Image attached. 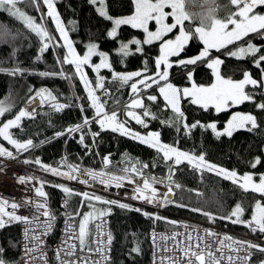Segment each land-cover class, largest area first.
Instances as JSON below:
<instances>
[{
	"label": "trees",
	"instance_id": "1",
	"mask_svg": "<svg viewBox=\"0 0 264 264\" xmlns=\"http://www.w3.org/2000/svg\"><path fill=\"white\" fill-rule=\"evenodd\" d=\"M55 4L60 19L70 31L75 49L79 54L84 53L88 43H96L100 48L110 53L113 68L103 70L106 74L104 89L97 90V93L103 95L107 92L102 99L107 102L106 111L109 114L115 110L121 120H128L127 126L133 131L139 132L141 135H147L148 132L153 131L159 132L163 143L174 145L183 151L195 152L196 154L204 153L206 160L234 170L239 174L264 172V111L256 106L259 103H264L263 87L247 86V92L254 96V100L245 101L221 112H217L214 107L204 109L192 104L188 99H182L180 102L181 110L184 112L188 124L199 121L200 125H205L206 122L213 120L221 126L225 124L232 111L241 110L250 112L257 118L258 128L254 131L239 129L233 132L231 137L224 135L217 138L211 129L204 127H197L192 129L189 134H185L182 124L178 126L162 124L160 121L169 120L172 110L165 108V102L163 97L159 95L156 85L143 90L145 105H150L152 112L158 117V119L147 118L148 127L145 128L124 116L125 105L132 98L130 88L132 81L127 85H121L119 81L113 79L112 70L131 72L146 68L147 74L153 75L156 71L154 61L159 55V42L142 44L143 50L137 52V45L132 44L131 41H143L145 39V33L142 29L133 28L131 25H121L117 37L111 38L107 33L112 26V21L101 17L96 11V7L89 0H55ZM19 5L38 21V17H36L37 15L30 4L21 0ZM107 6L112 17L129 15L134 12L132 0H107ZM214 6L218 19H224L236 10L230 5V0H215ZM202 10L200 0H193L191 4H186V11L191 14H199ZM262 10L264 7L256 9L258 12ZM51 23L59 39L53 21ZM199 24L198 19L186 21L185 28L186 30L194 29ZM0 33L5 34L3 38H0V67L14 68L18 66L24 70L22 75L17 76L0 73V101H7L12 105L11 112L0 117V122L12 119L20 109H24L26 103L29 102V89L33 90L32 95L40 89H48L58 98L60 103L71 105L56 112L46 104L45 107L37 110L34 118H25L22 121L21 129H12L15 138L18 140L32 139L37 145V147L23 153V161L25 159L34 161L39 158L43 164L61 167V161L64 160L68 164L98 169L106 166L104 158L107 157L110 161L107 164L108 168L117 169L123 156L129 154L139 156L146 161L150 170L155 168L162 173L166 172L168 168L163 167L166 163L155 149L120 133L110 130L101 131L100 126L95 123L88 126L90 131L85 130L87 134L83 143L80 142V133L56 137L57 132L82 123L84 116L91 120L95 114V110L89 107V102L86 99L87 93L82 82L78 76L73 75L74 66L67 64L76 93L81 98L79 104L75 103L70 84L61 76L39 75L41 72H57L60 67L52 48L43 54L40 53L39 38L26 28L23 21L11 16L8 11L0 9ZM246 42L257 44L262 49L260 54H264V35L257 34H250L249 37L244 38V41H237L226 49L211 50L210 56L212 58L218 57L223 61L220 66L223 76L240 79L244 72H249L254 79L261 80L263 78L261 68L256 67L251 56L237 59L228 54L241 46H246ZM122 43H128L131 47L132 51L127 56H122L116 51V49L119 50ZM202 46V42L198 38H194L189 42L181 57L196 54ZM62 52L65 55L66 49L62 48ZM38 56L40 59H37ZM87 71L92 75L90 81L95 86L96 77L91 67L87 66ZM186 72L187 69L174 65L169 72V82L175 86H191V82L186 77ZM193 79L198 85L207 86L214 79V75L207 64L203 63L196 66ZM147 91L148 95L146 94ZM149 94L157 95V101H148L147 96ZM80 104L84 105V112H81ZM177 127L180 128V131H177ZM92 132H99V135L93 138ZM0 144L15 151L2 138H0ZM257 158L259 163L252 167ZM29 164L35 168L43 169L35 163ZM155 164L156 167H154ZM61 170L68 171L67 167H61ZM39 180L44 182L43 191L47 193L57 220L64 213L63 198L69 201L71 212L74 214L78 226L83 214L88 213L87 211H93V207L87 202L82 203L83 197L81 195L74 194L67 197L61 188L54 185H65L71 188L74 193H83L86 192L85 190L46 175H39ZM174 180L181 185V188H174L173 202L166 204L161 210L87 191L99 195L103 199L116 200L119 203L129 205L128 208H120L118 204L109 206L102 202L92 201L95 209L107 211V216L110 218L113 234L112 264H152L150 230L154 227L175 225L177 215L198 221H213L203 215V212H208L217 217L213 222L241 229L244 224H234L219 217L228 216L232 209L240 204L245 209L242 218L248 220L251 218L256 202L264 203V195L253 191H243L232 181L218 176L214 172H204L203 174L194 172L187 164H182L177 168ZM180 205L184 206L181 207ZM193 208L202 211L194 212L191 210ZM135 209H140V211ZM145 212L149 215H144ZM93 221L88 226L90 234ZM0 247L6 249L5 258L7 260L13 264H18L15 262L19 256V227L17 224L6 226L0 230ZM136 248H139L138 252L133 251ZM261 260L264 261V254L257 252L253 255L252 262L254 264H258Z\"/></svg>",
	"mask_w": 264,
	"mask_h": 264
},
{
	"label": "snow or ice",
	"instance_id": "2",
	"mask_svg": "<svg viewBox=\"0 0 264 264\" xmlns=\"http://www.w3.org/2000/svg\"><path fill=\"white\" fill-rule=\"evenodd\" d=\"M21 0H0V9L6 10L13 17L24 22L27 29L35 33L40 41V53L43 54L49 48H66L67 52L62 58L57 59V63L63 65L74 66V76H78L82 82L84 89L87 93V101L89 107L95 110V116L90 120L87 116H84L82 123L66 128L64 131L57 132L56 137L65 135H71L72 133H80V142L83 143L86 138L88 126L92 123L98 124L101 131L110 130L112 132L120 133L123 136L131 137L140 143L147 145L148 147L155 149L157 153L161 154L163 161L168 164V188L161 198L160 193L154 187L157 181L155 177H148L144 175V169L148 168L147 164L132 165L130 168H125L122 171L124 175H112L107 172H95L92 170L81 169L78 165L68 164L66 161H61V167H67L68 171H62L61 167H53L51 165L43 164L39 158L34 161L25 159L23 163H35L43 168L44 171L50 172L56 176H64L69 180H77L79 183L88 184V179H81V176L91 178V180H99L100 184L105 187L115 185V187H122V182L128 180L130 183H135L132 178L133 175L140 176L143 180L141 186H137L135 189V199L145 200L147 203H158L164 206L173 201L170 199V194H173L174 188L179 189L181 185L174 180L177 168L182 164H187L194 172L203 174L204 172L212 173L221 176L227 180L232 181L243 191H253L264 195V175L260 176L259 182H254V178L251 174L239 175L236 171H228L227 169L218 167L215 164L209 163L204 153L196 154L195 152H188L180 150L174 145L165 144L160 139V133L153 131L148 132L147 135H141L139 132L133 131L128 127V120H121L117 111L113 110L109 114L106 111V101H101V97L98 96L97 90L104 89V78L97 76L95 86L88 80L84 67L90 65L91 58L94 55L100 57V62L95 65H91L93 71L99 73L102 68H111L109 63L108 54L104 52H97V45L95 43H89L87 45V51L80 55L76 52L73 42L70 40L68 31L64 27L63 22L60 19L59 13L55 7V0H24L25 3L30 4L32 7L39 10L41 6L46 8L44 16L50 18L54 25L55 30L59 35V39L54 37L43 23H37L36 18L27 15L17 5ZM89 2L96 7V11L101 17L106 20L112 21L113 27L108 31L107 35L111 38L117 37V30L121 25H131L133 28L142 29L145 33V39L143 41L133 40L132 44L137 45L136 51L141 52L143 49L142 44H153L159 42V56L155 59V73L153 75L147 74V69L144 72H132L127 74L113 73V79L119 81L121 85H127L130 81L132 99L125 105L124 116L134 120L137 124L148 127L146 120L151 117L152 119H158L151 110L145 105L143 99V90L152 88L156 85L159 91V95L163 97L165 102V108H170L174 113V117L170 120L160 121L166 125H180L182 124L185 134H189L192 129L197 127H204L205 129H211L212 133L217 137L227 135L231 137L233 132L239 129H245L247 131H254L258 128L257 118L252 114H234L224 127L223 131L217 129L215 123H209L207 125H200L197 121L192 124L186 122L185 114L181 110L180 102L182 99H188L192 104L198 105L204 109L214 107L217 112L224 111L234 105L241 104L245 101H253L254 96L247 92L245 89L247 86L264 87V79H254L249 72L243 73V78L240 80H234L232 78H225L221 74L220 66L223 61L220 58H212L210 56L211 50L215 49L220 51L226 49L229 45L235 44L237 41H244L245 37H249L250 34L264 35V14H258L256 9L258 7H264V0H230V5L236 10L231 12L224 19L216 18L215 0H200V6L203 9L199 14H191L186 11V4H191L193 0H132L134 5V12L132 15L124 18H113L108 13L107 0H89ZM170 9V11H166ZM169 18L172 19V23H168ZM198 19L200 24L193 28L186 30L185 22ZM154 22L156 26L155 31L149 29V24ZM231 26V27H230ZM179 34L175 35L173 39H168L167 36L177 30ZM5 34L0 33V38H3ZM194 38H198L202 42L203 48L198 55L188 58H181V54L185 51V48L189 45V42ZM119 53L122 56L129 55V44L122 43L119 47ZM262 49L256 45L246 42V47H239L236 51H231L228 54L237 59H243L245 56H251L253 62L257 68H261L264 73V54H260ZM37 59H40L38 56ZM206 63L207 67L212 70L215 77V81L208 86L198 85L194 79L193 74L195 68L199 64ZM180 66L187 69L186 77L191 82V87L179 88L169 82V69L173 66ZM24 70L20 67L3 68L0 67V73H6L11 76L22 75ZM41 76H55L59 75L65 79H68L63 70L57 72H41ZM32 89H29L30 95L28 101L40 99L41 106L48 104L54 111L59 112L67 107L69 104L60 103L58 98L52 94L48 89H40L31 93ZM107 94V92H105ZM77 99H81L77 97ZM157 95L147 96L148 101H157ZM257 108L264 111V103L256 105ZM81 112L85 111L84 105H79ZM137 109L140 111L138 112ZM12 105L7 101H0V117H4L6 113L11 112ZM35 115V109L31 112L27 109H20L12 119L0 122V138L6 141L15 150V154L9 148L0 144V157L8 159H17L19 155L28 152L30 149L37 147L32 139L24 141L15 138L12 129H21L22 121L25 118L32 119ZM177 131L180 128L177 127ZM92 137L95 138L99 135V132H92ZM105 165L110 162L107 157L104 158ZM259 163L257 158L252 167ZM35 179L34 177H19V183H29ZM59 187L66 194L67 197L72 195H81L83 197L82 203L87 202L93 207V211L84 213L83 218L79 222L78 232L69 235L64 244L67 248H62L57 251V258L61 260V264H76V262L68 261L61 258V251H64L67 256L75 255V245L68 244L69 240L78 239L81 249L87 246V238L89 236L88 226L93 220L102 218L108 214L105 210H97L92 201L102 202L106 205H116L120 208H128L129 205L125 203H119L116 200H106L94 193L83 192L74 193L73 190L65 185H54ZM44 182H40V187L34 189L36 195L42 198L40 201L26 200L24 205L34 206L36 209L35 215L31 218L28 216L17 215L15 210L21 207V204L12 202L11 204L7 200L0 199V230L4 229L6 225L11 223H22L26 227L24 229V239L26 241L34 242L32 247L25 244L24 251V264H31V259L35 257L31 256L36 252L43 241L42 235H47L52 231V225L55 221V216L47 206V193L43 191ZM67 205V199L65 200ZM6 206L10 207L12 211H6ZM183 207L184 205H180ZM140 211V209H135ZM194 212H201V209L193 208ZM245 209L237 204L226 217H219L220 219H227L234 224H244L252 232L264 233V203L257 201L252 212L251 218L244 220ZM79 215V213H76ZM44 216L47 219L43 222L40 221V216ZM148 216V213H144ZM203 215L210 220L215 221L217 217L211 213L203 212ZM159 219V217H156ZM42 227L43 233L36 234V228ZM71 225L66 227V232L71 231ZM99 228L100 226L97 225ZM207 236H215L216 233L207 232ZM174 239V237H172ZM111 234L108 235L107 241L111 243ZM155 239V237H154ZM205 238L197 234L195 237L191 233L185 236V241L180 242L183 247L178 245V248L182 252V256L176 259L170 258V264H222L223 261H227V264H250L253 250L264 254V247L259 244L251 243L248 241H234L231 237L224 236L219 241V246L213 250L212 246L204 242ZM227 242V243H226ZM102 241L97 240V244L100 245ZM15 247V245H12ZM225 249H227L231 255H225ZM102 257L103 261H107L106 247L98 246L94 249ZM89 251L93 249L89 248ZM138 252L139 248L133 249ZM244 252L243 256L240 252ZM6 249L0 247V264H13V262L5 258ZM219 253V255H217ZM30 258V259H28ZM43 259V256H41ZM82 264H88L87 261H83ZM93 264H101V261H94ZM260 264H264L261 261Z\"/></svg>",
	"mask_w": 264,
	"mask_h": 264
},
{
	"label": "built area",
	"instance_id": "3",
	"mask_svg": "<svg viewBox=\"0 0 264 264\" xmlns=\"http://www.w3.org/2000/svg\"><path fill=\"white\" fill-rule=\"evenodd\" d=\"M37 12L44 26L48 29L50 34L54 36L49 24L48 17L43 15V13H45L43 6H41V8L37 10ZM53 51L55 53L56 59L63 57L59 47L53 48ZM59 65L61 70H63V72L65 73V75L69 77L68 79L65 78L64 79L70 84V87L73 88L74 91V84L70 76V73L68 71L67 64H63V65L59 64ZM77 97L78 96L75 94L76 103L79 102V99H77ZM26 107L27 110L31 112L34 109V102L27 104ZM0 160H1L0 199L7 200L9 201L10 204L12 202L21 204L22 206L15 210L16 214L21 216H28L29 218H31L33 215L37 214L36 209L34 206L24 205L23 202L26 200L40 201L42 199L38 197L34 191L36 187H40V184L38 183V180L36 178V174L48 175V173L23 163L21 155H19L17 159H8V158L0 157ZM132 165H136L139 167L140 165L143 164L139 156H132L128 154L123 158V163L118 166L121 172L110 171L105 168L92 170V171L107 172L112 175H124V172L122 170L125 168H130ZM79 167L81 169L91 170L81 166ZM143 171L145 176L155 177L157 181H160L159 183H156L154 187L157 189L158 193H160L162 198L163 194L167 192V188H168L167 177L164 179L159 174L156 173L149 174L145 171V169ZM21 176L34 177L35 179L30 181L29 183L22 184L18 182V178ZM80 178L88 179L89 183L82 184L79 183L77 180H69L66 178H60V179L76 187L91 191H99L111 195L114 198L122 199L130 203L152 207L157 210L163 208V206H161L158 203L149 204L145 200L134 198V196L136 195L135 193L136 187L141 186L143 183V180L141 179L140 176H135V175L132 176V178L135 180V183H130L128 180L123 181L122 187H115L114 184L105 187L104 185L100 184L99 180L94 181L91 180V178L85 176H81ZM46 199H47V206L53 214L50 201L48 200L47 197ZM65 200L66 199H63L62 201L66 213L61 217L59 222H57L55 218L51 232H49L47 235L41 236L43 244L36 252L31 254V256L35 257V259H31V264H61V260L57 258V251L61 250L62 248L66 249L67 245L64 244V241L67 240L69 235L78 232L76 225L71 215L69 214V203L67 201V205H65ZM6 211H12V209L6 206ZM46 219H47L46 217L42 215L40 216L41 222H43ZM11 224H15V223H11ZM17 224H19V247H20L18 261L21 264H24V259L22 258L24 257L25 244H28L29 247H32V244L34 242L26 241L24 239V229L26 226L22 223H17ZM68 225L72 226L71 231L66 232V227ZM97 225H99L100 227L98 228ZM207 232L216 233V235L207 236L206 235ZM41 233H43V228L37 227L36 234L40 235ZM189 233H191L193 237H195L197 234L204 237L205 238L204 242L211 245L213 250H215V248L219 246V241L224 236L231 237L232 240L234 241H248L251 243L260 244L264 246V233L252 232L246 226L244 228L238 229L211 221H197L194 219L183 218L179 216L176 226L164 227V228L154 227L151 230L150 241L152 242L154 247L153 251L151 252L152 264H170V258L176 259L181 257L182 252L178 248V245H180V247H183V244H181L180 242L185 241V236ZM109 234H111L109 218L107 217L99 218L95 221L94 224L92 245L81 249V247L79 246L78 239L74 238L72 240H69L68 244L75 245V248L73 249L75 255L67 256L64 251H61V258L68 261L76 262V264H82L83 261H87L88 264H93L94 261H101V264H112L111 262L112 239L110 244L107 241V237ZM172 237H174V239ZM98 239L102 241L100 245L97 244ZM98 246L106 247L108 249L107 261H103L101 255L94 250ZM89 248L93 249V251H89ZM253 253H255V250H253ZM231 254L232 253H230L227 249H225V255H231ZM244 254L245 253L243 251L240 252L241 256H243ZM217 255H219V253H217ZM41 256H43V259L41 258ZM251 261H252V257H251ZM222 264H227V261L226 260L223 261Z\"/></svg>",
	"mask_w": 264,
	"mask_h": 264
},
{
	"label": "rangeland",
	"instance_id": "4",
	"mask_svg": "<svg viewBox=\"0 0 264 264\" xmlns=\"http://www.w3.org/2000/svg\"><path fill=\"white\" fill-rule=\"evenodd\" d=\"M17 7H19L23 12H25L27 15H29V16H32V17H34L33 15H31L30 13H28L24 8H22L19 4L17 5ZM55 7H56V4H55ZM44 8V7H43ZM33 10L36 12V10H35V8L33 7ZM57 10V9H56ZM166 11H170V9H166ZM258 14H264V10H262L261 12H258V11H256ZM109 13V12H108ZM133 14V13H132ZM132 14H129V15H124V16H116V17H113L114 19L115 18H124V17H127V16H130V15H132ZM110 15V14H109ZM52 22V21H51ZM168 23H172L173 21H172V19L171 18H169V20L167 21ZM38 23V22H37ZM39 23H41L40 21H39ZM63 25H64V27L66 28V26H65V24L63 23ZM114 25H113V23H112V26L110 27V29H109V31L111 30V28L113 27ZM231 27V26H230ZM67 29V28H66ZM149 29L151 30V31H155L156 30V26H155V24H154V22H151L150 24H149ZM52 30H53V32H54V28H53V24H52ZM67 31H68V35H69V38H70V40L73 42V46H74V48H75V45H74V41H73V39L71 38V34H70V31L67 29ZM118 32H119V29L117 30V34H118ZM179 34V32H178V29L177 30H174L173 31V33H170V34H168V36H167V38L168 39H173L174 37H175V35H178ZM57 37V36H56ZM89 44V43H88ZM87 44V45H88ZM96 44V43H95ZM252 44H254V45H256L257 47H258V45L257 44H255V43H252ZM98 47H97V52H104V53H106V54H108V59H109V63L112 65V67L111 68H102V69H100V71H99V73H97V72H95V71H93V69H92V67H91V65H95V64H98L99 62H100V57L98 56V55H94L92 58H91V61H90V65H86L85 67H84V72L86 73V75H87V78H88V80L90 81V76H92V75H90V73L87 71V66L88 67H91V69H92V71H93V73L95 74V77H96V79H97V76L99 75V76H102L103 78H105L106 77V74L103 72V70L104 69H112L113 68V63H112V59H111V56H110V53H109V51H107V50H104V49H102V48H100L99 47V45L98 44H96ZM241 47H246V46H241ZM202 48H203V46H202ZM202 48H201V50H202ZM66 49V48H65ZM76 50V49H75ZM200 50V51H201ZM237 50V49H236ZM236 50H234V51H236ZM87 51V48L85 49V51H84V53ZM116 51L117 52H119L118 51V49H116ZM131 47L129 46V53H131ZM199 51V52H200ZM66 52H67V49H66ZM76 52H77V50H76ZM199 52H197L196 54H193V55H190V56H184V57H181V58H188V57H193V56H196V55H198L199 54ZM61 53H62V51H61ZM78 53V52H77ZM84 53H82V54H80V55H83ZM79 54V53H78ZM55 55V54H54ZM159 56V55H158ZM157 56V57H158ZM222 60V59H221ZM59 66V65H58ZM60 67V66H59ZM60 70H61V68H60ZM139 72H144L145 70L143 69V70H138ZM70 72V71H69ZM122 73V74H127V73H132V72H137V71H131V72H126V71H121V72H117V71H115V70H112V76H113V73ZM169 72H170V69H169ZM149 75V74H148ZM263 78L262 79H264V73H263ZM225 77V76H224ZM225 78H231V77H225ZM243 78V77H242ZM242 78H240V79H242ZM232 79H234V80H240V79H235V78H232ZM215 81V78L212 80V82L211 83H213ZM91 82V81H90ZM210 83V84H211ZM209 84V85H210ZM175 86V85H174ZM208 86V85H207ZM177 87H179V88H183L182 86H177ZM185 87H191L190 85H185ZM247 88V87H246ZM264 88V87H263ZM73 89V88H72ZM71 89V90H72ZM147 90V89H146ZM246 91H247V89H246ZM98 96H100L101 97V101L103 102L104 100L102 99V97L103 96H105V94L103 95V94H99V93H96ZM146 94L148 95V91L146 92ZM149 95H151V94H149ZM132 99V98H131ZM150 110H151V106L150 105H146ZM137 111L139 112V109H137ZM152 111V110H151ZM239 112H243V111H241V110H234V111H232V113L230 114V116L227 118V120L225 121V124L224 125H218L217 124V122L216 121H209V122H206L205 123V125H207V124H209V123H215L216 125H217V129L219 130V131H223V129H224V127L227 125V123H228V121L231 119V117L234 115V114H236V113H239ZM239 114H241V113H239ZM243 115V114H242ZM174 117V113L172 112V114H171V116H170V118H169V120L170 119H172ZM166 120V119H165ZM176 126H178V125H176ZM208 161V160H207ZM209 163H211V164H214V163H212V162H210V161H208ZM215 165H217L218 167H221V168H224V169H227L228 171H234V170H231V169H228V168H225V167H223V166H221V165H218V164H215ZM239 174V173H238ZM244 174H251L252 176H253V178H254V182H256V183H258L259 182V178H260V176H262V175H264V172H262V173H253V172H246V173H243V174H239V175H244ZM87 212H90V211H87Z\"/></svg>",
	"mask_w": 264,
	"mask_h": 264
},
{
	"label": "bare ground",
	"instance_id": "5",
	"mask_svg": "<svg viewBox=\"0 0 264 264\" xmlns=\"http://www.w3.org/2000/svg\"><path fill=\"white\" fill-rule=\"evenodd\" d=\"M35 101L37 102L38 100H35ZM160 228H164V227H160ZM153 249H154L153 244L150 241V250H151V252L153 251ZM19 253H20V247H19ZM111 262H112V260H111Z\"/></svg>",
	"mask_w": 264,
	"mask_h": 264
},
{
	"label": "crops",
	"instance_id": "6",
	"mask_svg": "<svg viewBox=\"0 0 264 264\" xmlns=\"http://www.w3.org/2000/svg\"><path fill=\"white\" fill-rule=\"evenodd\" d=\"M215 78V77H214ZM185 87V86H184ZM183 87V88H184ZM246 90V89H245ZM239 113H241V114H252V113H250V112H239ZM253 115V114H252Z\"/></svg>",
	"mask_w": 264,
	"mask_h": 264
},
{
	"label": "water",
	"instance_id": "7",
	"mask_svg": "<svg viewBox=\"0 0 264 264\" xmlns=\"http://www.w3.org/2000/svg\"><path fill=\"white\" fill-rule=\"evenodd\" d=\"M175 192L173 191V194H170V199L172 200L174 198Z\"/></svg>",
	"mask_w": 264,
	"mask_h": 264
}]
</instances>
